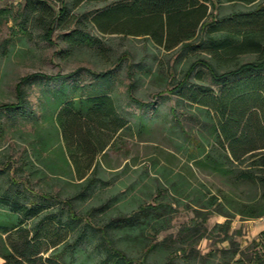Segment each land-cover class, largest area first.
Masks as SVG:
<instances>
[{"label":"trees","instance_id":"obj_1","mask_svg":"<svg viewBox=\"0 0 264 264\" xmlns=\"http://www.w3.org/2000/svg\"><path fill=\"white\" fill-rule=\"evenodd\" d=\"M106 1L110 3L90 18L100 33L143 37L166 51L180 47L182 52L201 49L209 55L196 58L171 87V93L178 96V105L188 104L191 110L182 115L185 119L179 117L176 108L170 111L175 119L172 128H177L183 136L179 147L186 160L202 173L231 185L262 189L261 196L252 203L236 202L228 192L220 191L217 195L203 184L192 187L186 177L173 178L163 168L165 192L190 197L191 210L202 222L213 212L224 216L226 221L220 228L226 235L235 214L250 220L264 217V0ZM237 3L247 9L218 15L222 5ZM2 19L14 21L19 34L25 37L31 38V30L38 29L48 45H53L54 30L61 28L62 39L71 50L84 46L96 47L102 55L106 52L97 38L78 26L80 21L70 17L63 1L56 11L43 0H25L15 14L12 8L0 9V23ZM9 40L0 43L2 55H6ZM250 54L255 59L239 62V56ZM84 70L92 79L106 84L111 77L110 70ZM76 72L50 76L36 72L22 76L14 87L15 102L0 105V111L12 113L25 108L24 83L36 77L47 81L73 78ZM203 74L218 90L191 82L194 78L202 80ZM128 75L132 77L129 70ZM126 90L129 100L139 107L151 108L156 104L136 100L132 83ZM51 106L50 123L61 130L72 156V160L64 158L63 161L79 180L84 179L77 185L81 190L63 199L55 194L32 193L25 184L10 178L9 188L0 189L1 264H80L76 262L78 243L86 236L82 231L77 233V223L83 220L76 214L74 200L93 196L97 181L94 177L98 166L96 156L106 149L109 141H100L95 129L110 131L113 135L129 126V121L118 115L114 98L106 93L76 98H68L64 92L55 93ZM79 155H86L87 159L80 160ZM91 169V176L86 177ZM166 207L163 201L141 204L112 227L123 230L125 235L127 231L143 227H150L156 233L165 231L170 223L162 218ZM101 234L107 239L104 230ZM259 237L258 249L253 255L256 263H261L259 252L264 250V231ZM104 248L105 261L110 264H151L145 257L126 256L114 246Z\"/></svg>","mask_w":264,"mask_h":264},{"label":"rangeland","instance_id":"obj_2","mask_svg":"<svg viewBox=\"0 0 264 264\" xmlns=\"http://www.w3.org/2000/svg\"><path fill=\"white\" fill-rule=\"evenodd\" d=\"M43 1L56 11L63 1L70 17L80 21L78 26L97 38L106 52L102 55L96 47L84 46L71 50L62 39L61 28L54 30L53 45H48L38 29L31 30V38L25 37L19 34L14 21L2 19L0 43L6 39L11 41L6 44V55L0 51V105L15 102L14 87L22 76L36 72L46 76L77 72L73 78L47 81L36 77L24 83L25 108L12 113L0 111V189L6 190L11 179H15L32 193L55 194L63 199L76 195L81 190L77 185L84 179L79 180L63 161L64 158L72 160V156L61 130L50 123L51 104L55 93L64 92L68 98L106 93L114 98L118 115L129 121V126L113 135L110 131L95 129L100 141H109L106 149L96 156L98 166L94 177L97 181L93 196L74 200L76 214L83 220L77 223V233L82 231L86 236L78 243L76 262L110 264L105 261L104 248L109 245L122 250L126 256L145 257L151 264H264V250L259 252L261 263H256L253 256L258 249L260 232L264 231L261 220L264 217L250 220L235 214L226 235L220 228L226 221L224 216L213 212L202 222L191 210L190 197L164 190L167 182L163 168L173 178L186 177L192 187L203 184L212 194L228 192L236 202L252 203L262 194V189L257 187L231 185L202 173L186 160L179 147L183 136L177 128H172L175 119L170 111L176 108L179 117L185 119L182 115L191 110L188 104L178 105V96L171 93V87L196 58L209 55L201 49L182 52L180 47L166 51L143 37L100 33L90 18L110 1ZM24 3L25 0H0V9L9 7L15 14ZM246 9L239 3L224 4L218 15ZM238 59L248 62L255 56L241 55ZM84 69L110 70L108 84L92 79ZM202 77L191 82L218 90L206 74ZM129 83L133 84L136 100L156 104L142 108L132 103L126 90ZM79 157L87 159L86 155ZM91 172L92 169L86 177ZM207 189L203 190L206 194ZM162 201L167 204L162 218L170 221L167 230L156 233L150 227H143L127 231L125 235L123 230L112 227L141 204ZM102 230L107 239L102 237Z\"/></svg>","mask_w":264,"mask_h":264},{"label":"crops","instance_id":"obj_3","mask_svg":"<svg viewBox=\"0 0 264 264\" xmlns=\"http://www.w3.org/2000/svg\"><path fill=\"white\" fill-rule=\"evenodd\" d=\"M2 263V259L0 258V264Z\"/></svg>","mask_w":264,"mask_h":264},{"label":"built area","instance_id":"obj_4","mask_svg":"<svg viewBox=\"0 0 264 264\" xmlns=\"http://www.w3.org/2000/svg\"><path fill=\"white\" fill-rule=\"evenodd\" d=\"M262 221H264V218H261Z\"/></svg>","mask_w":264,"mask_h":264}]
</instances>
